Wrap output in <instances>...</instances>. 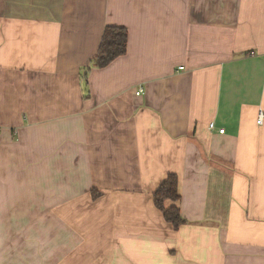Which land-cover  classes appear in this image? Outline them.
Instances as JSON below:
<instances>
[{
	"label": "crops",
	"instance_id": "crops-1",
	"mask_svg": "<svg viewBox=\"0 0 264 264\" xmlns=\"http://www.w3.org/2000/svg\"><path fill=\"white\" fill-rule=\"evenodd\" d=\"M0 264H264V0H0Z\"/></svg>",
	"mask_w": 264,
	"mask_h": 264
},
{
	"label": "trees",
	"instance_id": "trees-1",
	"mask_svg": "<svg viewBox=\"0 0 264 264\" xmlns=\"http://www.w3.org/2000/svg\"><path fill=\"white\" fill-rule=\"evenodd\" d=\"M127 39L128 33L125 28L107 26L103 31L97 54L92 60L93 68L105 69L116 59L124 56L127 50ZM83 79L86 81V75L83 76ZM99 196L100 194L96 190L91 191L92 199L95 200ZM179 199L178 178L175 174H169L152 196L155 208L162 214L164 221L171 225L174 230L188 224L181 217L176 205ZM167 202L171 203L170 207H166Z\"/></svg>",
	"mask_w": 264,
	"mask_h": 264
},
{
	"label": "built area",
	"instance_id": "built-area-1",
	"mask_svg": "<svg viewBox=\"0 0 264 264\" xmlns=\"http://www.w3.org/2000/svg\"><path fill=\"white\" fill-rule=\"evenodd\" d=\"M141 93H142V90H139L136 93V95H140ZM262 119H263V114L260 112L259 115H258V122L261 123ZM214 128H215L214 123H210L209 124V129L213 130ZM223 132H224V130H219L218 131L219 134H223Z\"/></svg>",
	"mask_w": 264,
	"mask_h": 264
}]
</instances>
